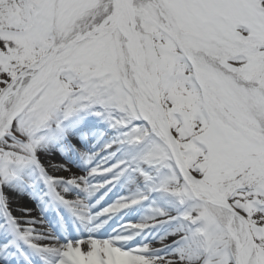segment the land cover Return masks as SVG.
Here are the masks:
<instances>
[{
    "label": "rangeland",
    "instance_id": "374dc122",
    "mask_svg": "<svg viewBox=\"0 0 264 264\" xmlns=\"http://www.w3.org/2000/svg\"><path fill=\"white\" fill-rule=\"evenodd\" d=\"M114 2L25 0L16 4L20 8L16 38H0V163L10 159L31 162L49 147L57 158L48 163L80 167L89 153L110 147L106 165L94 161L88 168H94L98 179L107 171L114 175L113 187L105 195L99 193V207L110 204L109 213L114 215L123 209L114 200V191L122 196L136 192L130 204L139 211L150 197L142 185L150 156L174 167L178 161V177L161 190L183 206H199L185 215L193 228L180 234L185 244H178L182 255L175 264H239L238 250L245 244V264H264V182H258L264 177V0H133L136 31L162 111L159 115L149 94L139 89L116 31L96 34L51 56L60 46L96 28L112 12ZM91 102L98 106L85 110ZM117 109L123 112L116 118L124 132L121 137L109 134L113 126L106 115ZM58 111L66 113L62 116L65 125H57L38 142L33 135L46 132ZM161 116L168 131L159 125ZM67 126L72 128L65 134ZM44 141H51L50 146H44ZM12 175L27 191V195L16 192L15 196L20 200L39 196L49 212L43 177L38 176L39 186L32 187L30 180ZM193 184L221 196L233 192L229 207L244 216L251 239L240 218L209 201ZM75 186L65 178L61 190ZM112 219L103 221L95 236L83 225L68 229L62 219L64 247L41 255V264H58L69 242L107 240L111 230L124 227L129 220L112 223ZM168 220L162 217L154 222L160 236L167 225H173ZM3 221L6 218H0V233L6 234L8 228L12 233L7 223L1 225ZM40 224L39 219L36 226ZM216 231L221 236L211 240ZM193 240L199 246L195 257L190 254ZM138 243L132 241L134 246ZM19 249L4 252L6 262L0 264H21Z\"/></svg>",
    "mask_w": 264,
    "mask_h": 264
},
{
    "label": "bare ground",
    "instance_id": "6f19581e",
    "mask_svg": "<svg viewBox=\"0 0 264 264\" xmlns=\"http://www.w3.org/2000/svg\"><path fill=\"white\" fill-rule=\"evenodd\" d=\"M24 1L0 0V38L8 36L16 38L17 16L20 11L19 5L16 4H25ZM117 1L115 0L114 3ZM126 25L128 26L127 18L122 16L119 19H110L103 25V29L109 32L118 31L122 36L123 46L125 45L127 51L126 37H128V29ZM128 54L134 71V79L139 89L142 93L149 94L156 105L154 107L153 102L150 103L146 97H144L145 101L152 105L155 114L159 115L162 111L156 102V98H154L151 76L146 67L144 53L132 52L130 49V53ZM2 66L3 63L0 60V67ZM97 106L98 102L94 104L91 102L90 106H85L84 109L88 110ZM103 109L109 111L107 106L103 107ZM61 113L62 111L56 112L54 119L50 122L52 125H49L46 132L39 130L38 133L33 135V138L40 142L47 135L52 134L57 125H65L62 116L64 117L66 113ZM110 114L112 115L106 113L107 119L110 122L108 124L113 126V132L109 131V134L114 133L116 136H123L124 132H122L121 126L116 121L117 117L121 118L120 115L123 116V112L117 109ZM161 117L159 125L162 130L168 131V123L164 120L163 116ZM89 121L85 120L84 123L94 128L95 124H91ZM67 123L70 124L71 122L67 120ZM66 128L64 129L65 134L69 133L72 127L67 126ZM50 142L44 141L43 144L44 146H50ZM109 149L110 147L104 146V149L99 148L98 150H94L93 153H89L87 155V162L80 167L61 161L48 163V161L57 158L54 153L50 152L49 147L46 149L48 150L46 154L41 153V155L34 158L31 162L19 159L1 160L0 175L3 181L0 184V197L3 199L1 206H3V213L5 214L2 215L3 213L0 211V218H6L7 220L3 221L1 225L7 223L8 227H11L12 233L9 232V228L4 231L6 234L0 233V263L1 261L6 262L3 253L15 248V245L16 250L20 247L19 250L25 252V258H27L26 254H31L27 258L28 264L37 257L33 255L34 253L46 257L50 252H59L64 247L62 242L66 235V232L61 230L63 229L61 225L63 223L62 219L64 220L65 227H68V229L72 228V226L78 227L83 225L87 227L91 236H95L100 232L101 228L99 227L103 221L110 219L111 216L113 217L112 223L118 219L128 218L129 220L126 221L127 224H123L124 227H119L120 229H116L115 231L111 230L107 240L87 238L76 243L69 242V246L65 247V253H63L58 264H175L180 259L182 251L178 250V244L180 242L185 244V239H180L179 236L193 228L189 219L185 218V215L194 209H198L199 206L196 203L183 206L182 201L172 197L169 192L161 190L178 177L176 169L180 170V164L177 161V166L174 167L170 164L160 163L156 160V157L150 156L148 161H146L149 165V173L142 182L144 189L147 190L150 197L143 202V208L139 206L141 209L139 211L130 204V200L133 195H136V192H127L126 195L122 196L114 191V200L122 204L123 209L112 215L113 212L109 213L111 211L109 209H112L110 204L99 207V198L113 187L115 183L114 175L112 172L107 171L98 179L94 173V168H88L94 161L98 163V166L100 164L102 166L106 165L110 161V158L107 156ZM11 172L20 174L22 178L30 180L33 185L32 187L39 186L40 179H36L38 176L43 177L44 191H42L46 194L45 201L47 199L46 203L49 206V212H47V209L41 203L42 201L39 196L30 195V199L24 196L22 200L18 199L19 196L18 198L15 196L16 192V194H24L26 192L25 195H27V191L22 188L20 181L13 177ZM34 172H36L37 176H35ZM65 178L71 179L77 186L63 192L61 187ZM193 189L203 193L211 202L229 206L226 196L215 194L200 184H193ZM101 191H104V193L99 195ZM16 198L20 201H17ZM31 199L33 202H31ZM106 199V196H104L103 201L105 202ZM98 207L100 212L96 217ZM55 212L62 219L57 220L58 216L55 217ZM162 217L169 219L168 221H173V225H167L166 229L161 231L163 233L160 236L161 233L158 228H155L154 222ZM39 219L42 220V224L38 225V227L36 225ZM40 231H44L47 236L42 235ZM221 234V231H216L210 235V238L214 240L221 236ZM6 238L9 239L3 242ZM32 239L34 241L32 244L35 247H30L27 244V241H31ZM135 240L139 243L134 246L132 245V241ZM9 241L13 243L8 246L6 243ZM190 244V254L192 257H195L199 252V246L195 240ZM78 245L79 247H76ZM148 256L157 258L153 259L150 257V259ZM246 258V252L239 250V264H245Z\"/></svg>",
    "mask_w": 264,
    "mask_h": 264
},
{
    "label": "water",
    "instance_id": "95a60500",
    "mask_svg": "<svg viewBox=\"0 0 264 264\" xmlns=\"http://www.w3.org/2000/svg\"><path fill=\"white\" fill-rule=\"evenodd\" d=\"M115 4L116 5H114L113 12L103 22H101L99 26H97L95 29H93L91 31H88V32L80 35L79 37H77L76 39L71 41L70 43H68L64 46H60L51 55H54L58 51L63 50L67 47H71V46H73V45H75V44H77V43H79L85 39L92 38L96 34L103 35V30H104L103 25L112 18L119 19L122 16H125L127 18V22H128V26L126 25L127 29H128V37H126L127 38L126 40H127V51H128V53H130V49L132 52L133 51L134 52H140V53L143 52L142 44L140 42L138 32L136 31V19H135V14H134V10H133V0H118ZM125 24H127V23H125ZM157 104H158V102H157ZM258 182L259 183L264 182V177L259 179ZM243 188L244 187H237L235 190H242ZM232 193L233 192H230L229 194L226 195V197L228 198ZM217 205H220V204H217ZM220 206L225 207L235 216L242 218V221L244 222L246 229H248L247 221L245 220L244 216L241 213L233 211L228 205H220ZM247 235H248V239L250 240L251 235H250L248 230H247ZM246 247L247 246L245 244L241 248V250L242 251L245 250ZM35 264H41V263H35Z\"/></svg>",
    "mask_w": 264,
    "mask_h": 264
}]
</instances>
